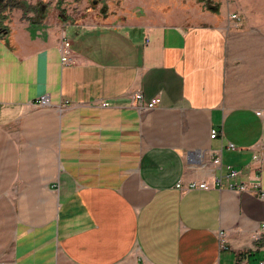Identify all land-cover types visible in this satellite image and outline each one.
<instances>
[{
    "label": "crops",
    "instance_id": "obj_1",
    "mask_svg": "<svg viewBox=\"0 0 264 264\" xmlns=\"http://www.w3.org/2000/svg\"><path fill=\"white\" fill-rule=\"evenodd\" d=\"M92 1L0 21V264L264 262V0Z\"/></svg>",
    "mask_w": 264,
    "mask_h": 264
},
{
    "label": "rangeland",
    "instance_id": "obj_2",
    "mask_svg": "<svg viewBox=\"0 0 264 264\" xmlns=\"http://www.w3.org/2000/svg\"><path fill=\"white\" fill-rule=\"evenodd\" d=\"M87 5L80 6L82 3L80 0H64L57 6H52V2H45L40 4L42 0H38V4H28V0H9L0 1V21L8 18L13 15L14 11H19L23 13V17L26 18L28 15H31V18H34L36 22L43 21H54L64 26L66 22H77L79 19H84V17L94 8V3L92 0H86ZM202 0H193L194 6L200 4ZM232 3L233 0H224ZM206 5L217 4V0H207ZM33 20V19H32Z\"/></svg>",
    "mask_w": 264,
    "mask_h": 264
},
{
    "label": "built area",
    "instance_id": "obj_3",
    "mask_svg": "<svg viewBox=\"0 0 264 264\" xmlns=\"http://www.w3.org/2000/svg\"><path fill=\"white\" fill-rule=\"evenodd\" d=\"M233 19L238 18L237 14H233L231 16ZM71 40L67 37L66 33L64 32L62 35V44L60 47V51L62 53V61L67 64V63H71L72 59L70 57V51H71ZM134 102L136 104V106H138L140 109L142 110H150V109H154L160 102L161 99L160 97H156L154 99H152L151 101H145L144 96L142 94V92H136V94L134 95ZM35 105L39 106V107H47L50 105V100L49 97L47 95H44L42 97H39L36 101H35ZM109 103H105L104 106H108ZM218 136V131L213 129L212 133H211V137L215 138ZM231 148L235 149V145L231 144L230 145ZM214 163L217 165H221V158L220 157H216L214 159ZM229 174L227 176V179L229 181L228 185L231 189L237 191V192H249L252 193L256 196H258L261 199H264V189L262 188L261 184L258 182H252V183H247V182H241V183H237V177L239 176V172L235 169H232L231 167H229ZM223 185V178L218 177L214 180L213 184H208V183H191L187 189H212L215 186H222ZM181 186V185H179ZM262 229L264 230V224ZM260 264H264V262H261Z\"/></svg>",
    "mask_w": 264,
    "mask_h": 264
},
{
    "label": "trees",
    "instance_id": "obj_4",
    "mask_svg": "<svg viewBox=\"0 0 264 264\" xmlns=\"http://www.w3.org/2000/svg\"><path fill=\"white\" fill-rule=\"evenodd\" d=\"M0 1H2V0H0ZM7 1H9V0H7Z\"/></svg>",
    "mask_w": 264,
    "mask_h": 264
}]
</instances>
